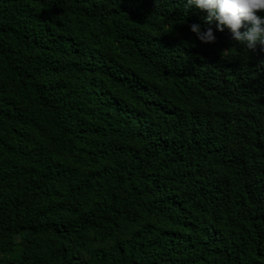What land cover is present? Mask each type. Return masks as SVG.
Listing matches in <instances>:
<instances>
[{
    "label": "trees",
    "instance_id": "1",
    "mask_svg": "<svg viewBox=\"0 0 264 264\" xmlns=\"http://www.w3.org/2000/svg\"><path fill=\"white\" fill-rule=\"evenodd\" d=\"M185 2L0 0V264H264V46Z\"/></svg>",
    "mask_w": 264,
    "mask_h": 264
},
{
    "label": "clouds",
    "instance_id": "2",
    "mask_svg": "<svg viewBox=\"0 0 264 264\" xmlns=\"http://www.w3.org/2000/svg\"><path fill=\"white\" fill-rule=\"evenodd\" d=\"M193 5L206 11L204 20L209 26L202 30L200 23L188 25L201 42L215 40L210 26L215 22L217 30L228 28L233 43L247 49H255L257 44L264 46V0H186L184 3L185 8Z\"/></svg>",
    "mask_w": 264,
    "mask_h": 264
}]
</instances>
